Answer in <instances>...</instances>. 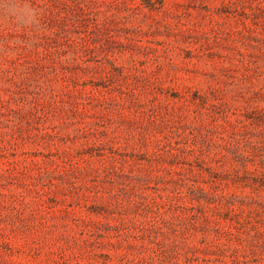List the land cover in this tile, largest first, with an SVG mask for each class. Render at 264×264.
I'll return each mask as SVG.
<instances>
[{"label":"rangeland","instance_id":"1","mask_svg":"<svg viewBox=\"0 0 264 264\" xmlns=\"http://www.w3.org/2000/svg\"><path fill=\"white\" fill-rule=\"evenodd\" d=\"M0 264H264V0H0Z\"/></svg>","mask_w":264,"mask_h":264}]
</instances>
